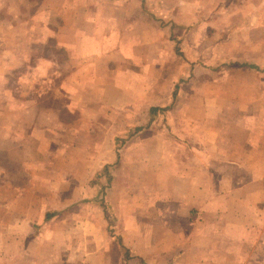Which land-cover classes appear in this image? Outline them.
<instances>
[{"label":"crops","instance_id":"1","mask_svg":"<svg viewBox=\"0 0 264 264\" xmlns=\"http://www.w3.org/2000/svg\"><path fill=\"white\" fill-rule=\"evenodd\" d=\"M178 1L180 6L194 7L195 23L203 30L215 29L218 39L224 30L223 15H227L226 23L231 25L228 39L234 41L231 67L236 71L244 65L249 77L235 83V94L230 97L235 106L227 113L230 123L226 129L205 128L204 112L197 113V122L182 110L171 112L170 116L180 122L168 127L165 121L166 141L153 148L148 179H139L136 174L132 179H113L110 192L118 194L116 236L126 255L122 258L133 264H264V0ZM130 2L136 6L132 18H140L144 0ZM142 12L154 16L149 10ZM150 29L151 49L147 51L153 57L149 72H154L156 31L152 26ZM241 33L244 48L236 52ZM19 40L14 35L0 36L4 42L0 59L6 61L0 66V108L5 110L0 115V132L11 139V146L5 150L18 153L21 170L27 175L31 168L34 173L30 170L32 179L25 187L8 182L2 190L0 186V251L4 250L0 264H109L104 220L109 203L99 200L100 208L93 207V215L101 220L103 216V224L101 221L97 228L91 215L77 220L73 212L71 217L69 207L77 198L76 179L72 183L57 179L55 186L45 185L44 175L36 174L37 153L29 160L31 140L27 136H39L38 128L47 114L45 109H37L36 93L44 83L54 80L60 69L53 58L42 54L31 62L27 46H21ZM241 55L249 58L243 60ZM72 71L68 78L63 76L67 85L76 79V69ZM95 72L92 67L89 73ZM13 73H17L16 78H11ZM99 78L104 75L100 73ZM147 86L149 101L156 86ZM178 91L177 82L169 104L188 103L191 97H179ZM214 95H203L196 101L207 103L209 96L215 100ZM150 105L147 129L157 115L166 116L168 112L163 110L170 107L157 113L159 107ZM113 163H119L118 154ZM127 185H132L131 196ZM60 190L67 191V199L51 203L47 197L46 201L47 193ZM106 196L110 199L108 190Z\"/></svg>","mask_w":264,"mask_h":264},{"label":"rangeland","instance_id":"2","mask_svg":"<svg viewBox=\"0 0 264 264\" xmlns=\"http://www.w3.org/2000/svg\"><path fill=\"white\" fill-rule=\"evenodd\" d=\"M130 1L137 0H0V4L4 3L0 6V36L20 38L21 46H27L31 62L42 54L53 58L60 69L54 80L44 83L36 93L37 109L43 108L47 114L40 123L41 129L38 128L39 136H27L31 145L38 146L29 145V160L37 153L36 174L44 175L45 185L55 186L57 179H67V183L76 179L77 198L69 207L71 217L73 212L77 220L91 215L92 223L99 226L101 221L103 224V216L101 220L99 215H93V207L100 208L99 200L109 203L104 219L108 226L105 235L109 264H133L123 260L124 250L116 236L115 203L119 202L118 194L110 192L113 179H132L135 174L139 179H148L153 148L166 141L165 121L168 127L180 122L170 116L171 112H187L194 122L200 118L197 113L204 112L205 128L226 129L230 123L227 113L235 106L230 98L235 94V83L249 77L244 65L236 71L231 67L234 41L228 39L231 25L226 23V14L221 17L225 20L221 24L224 30L218 39L213 33L215 29L203 30L195 23L194 7L180 6L178 0H144L140 18H132L136 6ZM142 9L154 16L148 17ZM151 26L156 31L154 72H149L153 57L147 51L151 49ZM242 35L238 37L236 52L243 51ZM3 46L1 41L0 48ZM240 58L249 57L241 55ZM4 62L0 59V66ZM92 67L95 75L89 73ZM73 69H76V79L67 85L63 76L68 78ZM100 73L104 78H99ZM16 76L13 73L11 78ZM177 82L178 96L191 97L183 106L180 101L169 104L172 87ZM150 83L156 88L148 101L146 93ZM213 92L215 100L209 96L207 103L196 101L197 97ZM153 103L160 109L157 113L170 107L163 110L168 112L166 116L157 115L152 127L147 129L148 109ZM0 110L3 115L5 110ZM136 125L141 127L136 129ZM0 133L1 190L4 182L25 187L34 170L28 169L27 175L21 170L18 153L5 150L11 146V139L4 136L3 130ZM115 154L119 157L118 164H112ZM105 164H109L106 169ZM49 179H53L51 183ZM131 186L127 185L130 196ZM107 190L110 199H107ZM60 191L49 192V196L45 191L46 201L47 197L51 203L59 198L67 199V191ZM0 252L3 255L4 250Z\"/></svg>","mask_w":264,"mask_h":264}]
</instances>
